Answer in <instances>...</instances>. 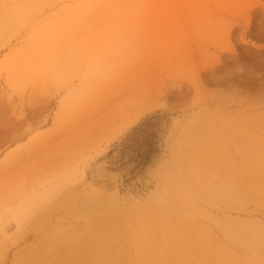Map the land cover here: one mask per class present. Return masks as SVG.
<instances>
[{"label": "rangeland", "instance_id": "374dc122", "mask_svg": "<svg viewBox=\"0 0 264 264\" xmlns=\"http://www.w3.org/2000/svg\"><path fill=\"white\" fill-rule=\"evenodd\" d=\"M0 264H264V0H0Z\"/></svg>", "mask_w": 264, "mask_h": 264}]
</instances>
